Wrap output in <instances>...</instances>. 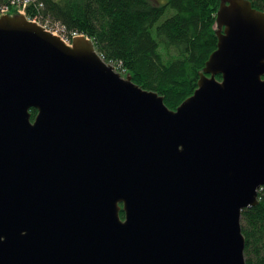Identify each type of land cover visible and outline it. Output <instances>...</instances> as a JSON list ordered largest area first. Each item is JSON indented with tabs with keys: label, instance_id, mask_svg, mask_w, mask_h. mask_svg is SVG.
<instances>
[{
	"label": "water",
	"instance_id": "95a60500",
	"mask_svg": "<svg viewBox=\"0 0 264 264\" xmlns=\"http://www.w3.org/2000/svg\"><path fill=\"white\" fill-rule=\"evenodd\" d=\"M217 24L197 89L172 109L86 35L69 45L0 17V264H246L242 212L264 187V11L222 0Z\"/></svg>",
	"mask_w": 264,
	"mask_h": 264
},
{
	"label": "trees",
	"instance_id": "16d2710c",
	"mask_svg": "<svg viewBox=\"0 0 264 264\" xmlns=\"http://www.w3.org/2000/svg\"><path fill=\"white\" fill-rule=\"evenodd\" d=\"M13 0H0V9ZM264 11V0H250ZM222 0H33L30 19L59 22L94 41L107 62L176 109L198 87L200 72L217 49ZM219 79L221 75L217 76ZM32 120L38 110L31 109ZM260 202L242 212L246 264H264V187Z\"/></svg>",
	"mask_w": 264,
	"mask_h": 264
},
{
	"label": "built area",
	"instance_id": "2783aa9c",
	"mask_svg": "<svg viewBox=\"0 0 264 264\" xmlns=\"http://www.w3.org/2000/svg\"><path fill=\"white\" fill-rule=\"evenodd\" d=\"M33 2V0H13L11 5L16 6L18 11L20 13L26 14L27 7ZM11 10V6L7 5L0 9V16L9 13ZM34 21H38L37 19H32ZM41 23L40 21H38ZM44 27H46L49 31L55 33L56 35H59L67 44H72L73 39L75 36L78 35V33H69L67 29L59 22L55 23H41ZM113 64V63H112ZM116 66L117 70L121 72L122 74H125V70L120 69L116 64H113Z\"/></svg>",
	"mask_w": 264,
	"mask_h": 264
},
{
	"label": "flooded vegetation",
	"instance_id": "af4514ba",
	"mask_svg": "<svg viewBox=\"0 0 264 264\" xmlns=\"http://www.w3.org/2000/svg\"><path fill=\"white\" fill-rule=\"evenodd\" d=\"M120 205H121V211H120L119 217H120L121 221L124 222L127 219V214L125 213V211L123 209V207H124L123 203H121Z\"/></svg>",
	"mask_w": 264,
	"mask_h": 264
},
{
	"label": "bare ground",
	"instance_id": "6f19581e",
	"mask_svg": "<svg viewBox=\"0 0 264 264\" xmlns=\"http://www.w3.org/2000/svg\"><path fill=\"white\" fill-rule=\"evenodd\" d=\"M64 26V25H63ZM65 27V26H64ZM66 28V27H65ZM112 64V63H111ZM117 69V68H116ZM118 71V70H117Z\"/></svg>",
	"mask_w": 264,
	"mask_h": 264
},
{
	"label": "rangeland",
	"instance_id": "374dc122",
	"mask_svg": "<svg viewBox=\"0 0 264 264\" xmlns=\"http://www.w3.org/2000/svg\"><path fill=\"white\" fill-rule=\"evenodd\" d=\"M126 75H127V73H126ZM126 75H124V76H126Z\"/></svg>",
	"mask_w": 264,
	"mask_h": 264
}]
</instances>
